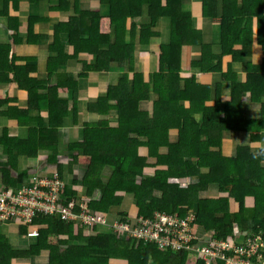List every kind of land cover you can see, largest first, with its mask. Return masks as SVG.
Listing matches in <instances>:
<instances>
[{
  "label": "trees",
  "instance_id": "obj_1",
  "mask_svg": "<svg viewBox=\"0 0 264 264\" xmlns=\"http://www.w3.org/2000/svg\"><path fill=\"white\" fill-rule=\"evenodd\" d=\"M28 1L34 11L19 19V0H0V21L8 20L11 41L0 42V65L13 75L9 83L17 84L8 110L0 112L6 121L0 145L9 158L17 149V156L41 165L34 172L7 158L0 181L17 189L33 174L72 180L64 205L74 202L73 214L85 212L105 224L39 216L32 222L41 225L38 236L30 239L27 226L0 223V264H203L188 249L122 239L107 222L110 216L114 224L122 218L141 224L158 213L191 215L216 240L241 245L242 233L250 231L264 240V169L258 162L264 149L247 150L261 139L249 137L264 131V115L252 127L245 115L234 123L242 99L252 103L264 95V60L258 67L243 62L254 36L264 52V0H199L200 12L187 10L190 0ZM202 20L210 22L213 37L220 35V51L210 57L204 55ZM0 35L5 40L1 29ZM224 58L240 64L245 82L238 77L233 83L219 70ZM137 60L150 65L144 74ZM192 71L197 73L186 77ZM210 72L219 74L213 86L201 84L205 77L198 75ZM108 73L117 78L107 79ZM224 80L231 82L230 92L221 94ZM11 111L25 114L23 125L32 124L23 140L9 137ZM63 127L78 129L74 137L61 136ZM205 130L215 134L212 144L206 142L210 154L200 151ZM223 132L236 142L230 167L213 159ZM243 134L248 142L241 141ZM247 155L250 162L240 166ZM247 197L252 206L245 208ZM6 226L18 244L8 240ZM196 238L186 246L197 244Z\"/></svg>",
  "mask_w": 264,
  "mask_h": 264
},
{
  "label": "built area",
  "instance_id": "obj_2",
  "mask_svg": "<svg viewBox=\"0 0 264 264\" xmlns=\"http://www.w3.org/2000/svg\"><path fill=\"white\" fill-rule=\"evenodd\" d=\"M66 186L57 175L42 178L37 174L30 176L28 183L17 189L0 184V223L27 226L26 236L30 239L38 236L41 225L34 226L32 222L39 216L56 215L61 220H79L84 225L105 224L85 212L73 214L74 202L65 206L66 200L62 198ZM192 221V216L177 219L166 214H155L141 224L138 221L135 227L127 222L115 223L112 230L145 243L154 241L161 250L188 249L197 253L203 264H264V240L256 234L244 235L241 245L221 240H198L197 244L186 246L195 239Z\"/></svg>",
  "mask_w": 264,
  "mask_h": 264
},
{
  "label": "crops",
  "instance_id": "obj_3",
  "mask_svg": "<svg viewBox=\"0 0 264 264\" xmlns=\"http://www.w3.org/2000/svg\"><path fill=\"white\" fill-rule=\"evenodd\" d=\"M19 2H20L19 6H18L19 12L17 14H15L14 17L16 16L19 19H26L28 17V15H30L29 12H22L21 10H24V8L26 7L25 5L28 4L27 3L28 0H19ZM21 2H23V3H21ZM187 10L189 12H200V1L199 0H190V4L187 6ZM262 11H264V5L262 6ZM7 22H8V20L6 18L3 19V22L0 21V29L3 31V34L6 36L5 40H4L2 38V36L0 35V42H3V43H8V42L10 43L11 42L9 36L7 35L8 34L7 27H6L7 26ZM209 24H210V22H206V20H202V24L201 25H202V28H204V33H203L204 35L202 34V39H203L202 40V44H204V55L206 57H210V56H208V53H211V55H212V54L218 53L220 51V42H219L220 35L217 34L216 36L213 37V35L210 32H208V30H207L209 28V26H208ZM252 24H253V30L255 28L257 29L256 23L252 22ZM205 31H207V32H205ZM7 39H8V41H7ZM200 45L201 44L197 45V47L199 48ZM14 51L15 50L12 47L11 50H10V54H13ZM10 54H9V57H10ZM19 55H20V53H19ZM201 56L202 55L200 54L199 59L201 58ZM228 59L230 60L229 57H228ZM226 60H227V58L226 59L224 58V60L221 62V69H219V70L222 73L227 72L228 75H230V78H231L233 83L235 82V79L236 80L238 79V77H240L241 83L245 82L247 80V75H246L245 72H242L240 70V64L238 63L239 67H238V69H236V68H233V67H229V62H227ZM263 60H264V52H263L261 46H259L258 44L256 45V40H255V36H254L253 37L251 55L249 56V58L244 59L243 62H245L247 64L249 63V65L258 67L259 65H261L263 63ZM210 63L212 64L211 61H210ZM2 68H5V67H2ZM9 72L10 71H8L6 69L5 70L0 69V74H3V77H0V107L1 106L3 107V108H0V112H4V111L8 110L6 108L8 107V105L10 103H12V102H9V100H10L9 98H12L14 96V94H15L14 90L17 88V84H14V83L10 84L9 83L8 79L9 78H13V75L9 74ZM231 72H233V73H231ZM195 73H197V72H193V71H192V73L189 72V73L186 74V77H189L190 75L195 74ZM198 76H201V78L205 77V78L201 79V82H202L201 84L213 86L212 83L217 79L216 76H219V74L218 73L214 74V73L210 72L209 74L208 73H205L203 75L199 74ZM106 77H107V79H111L113 77H116V75L108 73L106 75ZM251 78L254 79L253 76H251ZM104 82H109V81L107 80V81H104ZM230 84H231V82H229L227 80H224L223 81V87L219 88V92H221V94L225 93V92L229 93L230 92V89H229ZM16 96H18V94ZM223 96H225V95H223ZM262 99L264 100V95H261L260 101H262ZM241 105H243L245 107L248 106V109H249L250 106L252 105V103H249V101L245 102L242 99V104ZM16 106H17V104H16ZM16 106L14 104V106H12L11 108H15ZM11 112L13 114L7 116V119L9 120V122H10V124L12 126L11 128H10V126H7L12 131V132L9 131V135H10L9 137H11L13 135V136L19 137L20 140H23L22 137H24V138L26 137V135H27L26 131H28V129H30L32 124H28V125L24 124L23 125L24 122H23L22 119L26 117L25 114L21 113V117H20V115L15 114L13 111H11ZM30 114L31 113H28V117H30ZM15 116H17V117L15 118ZM19 118H20V121H19ZM200 118H201V116L199 115V119ZM14 120L19 121L20 122L19 125H16L14 123ZM12 122H13V124H12ZM3 127H6V121H5L4 117H0V138L2 137L1 128H3ZM77 129H78L77 127H73V130L71 131L73 137H74V133L77 132ZM59 132H60V135L62 136L63 132H64V127ZM226 134L228 136H226ZM259 135L261 136V139H260L259 142L264 144V131H260V132H258L256 134V136H259ZM222 139H224V153L230 154L231 150H233V147H234L233 143L235 142L234 141L235 138L233 140L232 137H230L228 133L223 132L222 133ZM1 147L2 146L0 145V163L6 162L7 158L9 160H11V161L14 158L16 160L20 159V161H21L22 157L21 156H17V155H19V153L16 152L17 149H14L13 152H11L12 153V157L9 158V157H7V155H5V153L3 152ZM212 148L213 147H211V149ZM13 161H15V160H13ZM41 161H43V160H41ZM21 164H22V167L25 165V169H30V171H34V172L37 170L36 168H38L41 165L40 162L34 164V163H31V162H28L27 160L21 162ZM22 167H20L19 170H21ZM73 177H75V179H77L76 173L74 174ZM71 181L70 180H66L64 182L68 186V185L72 184ZM0 184H3V183L0 181ZM251 203H252L251 197L244 198V207L245 208H247V206H252ZM250 212H251L250 214H253L252 210ZM252 216L253 215H250V222L249 223H251ZM251 226H252V224H251ZM250 230H251V228H250ZM8 231L12 232V228L9 227ZM13 242L15 244H18L16 239H13ZM15 264H17V263H15Z\"/></svg>",
  "mask_w": 264,
  "mask_h": 264
},
{
  "label": "rangeland",
  "instance_id": "obj_4",
  "mask_svg": "<svg viewBox=\"0 0 264 264\" xmlns=\"http://www.w3.org/2000/svg\"><path fill=\"white\" fill-rule=\"evenodd\" d=\"M21 3H23V2H21ZM28 4H24L26 7L24 8V10H21L22 12H29V14H32L33 13V11H34V8H33V6H32V3L30 4V2L28 1L27 2ZM82 3V2H81ZM108 42L109 43H113L114 42V36L112 35L111 36V38L110 39H108ZM208 56H211V53H208ZM137 62H140V63H137ZM137 69H138V72H140L141 74H144L143 72H146L147 70H149V68H150V65L148 64H146V65H144V63L142 62V61H138L137 60ZM13 63V62H12ZM125 65H126V67L127 66H129V62H127V61H125ZM5 66V63H2L1 65H0V69L2 68V67H4ZM229 67H233V68H236V69H238V67H239V64L238 63H233V64H231V65H229ZM228 77H230V76H228ZM82 87H84V86H82ZM218 87H220V86H218ZM217 87V88H218ZM253 100V101H252ZM251 100V102H252V105L250 106V108L248 109V106H243L242 108H237L236 109V115L234 116V123H238V124H240V122L242 121V120H244V115L246 116V118H248V119H250L251 121H248V126L249 127H252V126H254V123H255V120L257 119V122H258V124H262V121H260L259 120V118H257L256 116H260L261 115V113H263L262 115H264V107L263 106H261V104H264V100L262 99V101H260V99L259 100H257V99H252ZM249 101V100H248ZM80 110H81V104H80ZM245 113V114H244ZM263 122H264V120H263ZM62 129V128H61ZM73 130V127H69V128H64V132H63V134H65L66 133V135H68L69 137H71L72 136V131ZM206 131V130H205ZM258 132H260V131H256V132H252L251 134H250V137L249 138H251V135H256ZM204 134L208 137V140L207 141H205V144L203 145V147H202V150H200L202 153H205V152H208L209 154H210V150H211V146L212 145H206V142H208L209 144H212V142L214 141V137H215V134L214 133H209V131H206V132H204ZM247 135H249V134H247ZM63 136V135H62ZM246 137L244 136V134L241 136V140H242V142H248V139H245ZM248 138V137H247ZM174 139V138H173ZM204 140H206V138H203L202 139V141H204ZM175 141V140H174ZM240 142V140L239 141H237V143H239ZM251 144H252V146L251 147H248L247 148V150L249 149V148H252V147H256V149H264V144H262V143H260V142H258V141H253V142H251ZM237 148H236V146L234 145V147H233V150H231V153L230 154H228V153H224V139H222V136L220 137V139H219V145H218V151H216L215 152V154L213 155V159H215V160H217V159H224V160H227V162L226 163H224V165H227L228 167H230L231 166V161L234 159V157L236 156V153H237V150H236ZM250 151H251V149H250ZM249 151V152H250ZM234 153V154H233ZM25 158L24 157H22L21 158V161L20 162H23V161H25L24 160ZM38 159H40V157L38 158ZM20 160V159H19ZM246 161H249V157H248V155L244 158V159H241V162L239 163V165L240 166H244L245 165V162ZM250 162V161H249ZM249 162H247V163H249ZM259 162V165H260V167L262 168V169H264V160H260V161H258ZM24 165V164H23ZM78 184H76V187H77V189H78ZM80 187V186H79ZM119 191L118 190H116V191H114V193L116 194V193H118ZM119 195H121V196H123V198H125V195H122V194H119ZM180 207H184V205H182V206H180ZM119 209H114V212H117ZM158 214H161V213H158ZM114 217L113 216H110V218H108L107 220V222L109 223V224H114V219H113ZM245 222H246V224H247V220H244ZM8 226H6L5 227V230L7 231V233H5L6 235H7V237H8V240L10 241H13V239H15V237L17 238V240H18V237H17V234L15 233V232H10V231H8ZM122 239H126V238H122ZM14 243V242H13ZM188 263V260L186 261V264Z\"/></svg>",
  "mask_w": 264,
  "mask_h": 264
},
{
  "label": "clouds",
  "instance_id": "obj_5",
  "mask_svg": "<svg viewBox=\"0 0 264 264\" xmlns=\"http://www.w3.org/2000/svg\"><path fill=\"white\" fill-rule=\"evenodd\" d=\"M187 215H188V213H187ZM169 216H172V215H169ZM189 216V215H188ZM187 216V217H188ZM191 216V215H190ZM189 216V217H190ZM186 218V217H185ZM184 218V219H185ZM231 219H232V217H231ZM122 223H129L131 226H133V227H135L136 226V223H134V222H132V221H128V220H125L124 218H122ZM113 225V224H112ZM191 227H192V229H193V234H194V236H195V234H196V236H198V237H200V241H202V240H208V241H211V240H216V239H214L213 237H212V234H210L211 235V237L210 236H208L201 228H199L198 226H195L194 225V219H193V221L191 222ZM234 227H235V231L236 232H238V233H241L242 231L239 229V227L237 226V225H234ZM252 227L253 226H251V229H252ZM113 232H115L114 230H113ZM116 233H118V232H116ZM120 234V233H119ZM248 234L249 235H252V234H256L255 232H248ZM245 234H243L242 233V237L244 236ZM120 236H121V238H132L133 240H135L136 242H139V243H142V244H144V242L143 241H141V240H137V239H135V238H133L132 236H124V235H121L120 234ZM196 236H195V239L197 240V238H196ZM217 241V240H216ZM222 241V240H221ZM226 242V241H225ZM145 244H150V242L149 243H145ZM144 244V245H145ZM193 253V252H192ZM193 254H196L197 255V253H193ZM198 256V255H197ZM199 257V256H198Z\"/></svg>",
  "mask_w": 264,
  "mask_h": 264
}]
</instances>
